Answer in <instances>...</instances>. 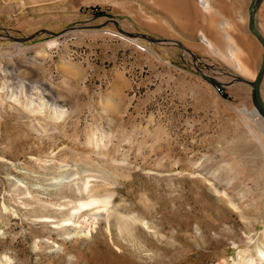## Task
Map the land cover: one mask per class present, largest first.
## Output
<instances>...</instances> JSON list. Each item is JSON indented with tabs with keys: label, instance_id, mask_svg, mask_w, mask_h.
Listing matches in <instances>:
<instances>
[{
	"label": "rangeland",
	"instance_id": "rangeland-1",
	"mask_svg": "<svg viewBox=\"0 0 264 264\" xmlns=\"http://www.w3.org/2000/svg\"><path fill=\"white\" fill-rule=\"evenodd\" d=\"M251 1L0 0V264H264Z\"/></svg>",
	"mask_w": 264,
	"mask_h": 264
},
{
	"label": "water",
	"instance_id": "water-1",
	"mask_svg": "<svg viewBox=\"0 0 264 264\" xmlns=\"http://www.w3.org/2000/svg\"><path fill=\"white\" fill-rule=\"evenodd\" d=\"M259 0H252L249 7V29L250 31L256 36V38L260 41L264 48V35L259 30L257 26V9H258ZM146 38L152 40V41H158V40H164V39H157V38H150L146 35H143ZM34 36H31L29 38H15L18 41H26L27 39H31ZM237 78L243 82H246L250 84L253 87V100L256 104V108L260 115L264 119V98L262 95V82L264 79V52H263V58L260 65V68L258 70V73L256 75V78L254 80H249L243 76L236 75Z\"/></svg>",
	"mask_w": 264,
	"mask_h": 264
},
{
	"label": "bare ground",
	"instance_id": "bare-ground-1",
	"mask_svg": "<svg viewBox=\"0 0 264 264\" xmlns=\"http://www.w3.org/2000/svg\"><path fill=\"white\" fill-rule=\"evenodd\" d=\"M197 2L201 6V8L206 12H210L211 10L214 9V6L212 4V0H197ZM201 38L203 39V41L205 42L206 46L209 49H212L216 53L221 55L222 57L227 58L233 64V67L235 68V70H237L236 72L238 75L240 74V75H243L245 77L252 75L254 77V72H251L250 68L247 65H245L242 62V60L239 58L238 53L240 51V48L236 43L232 42V39H231V42L226 45L225 49L221 50L218 46L215 45L213 40L210 39L208 36H206L204 33H201ZM246 113L247 114L251 113L253 115L254 114L260 115L257 108H253L250 112H246ZM98 201L99 200L93 199L91 202H88V203L82 202L81 206L93 204V202H98Z\"/></svg>",
	"mask_w": 264,
	"mask_h": 264
}]
</instances>
